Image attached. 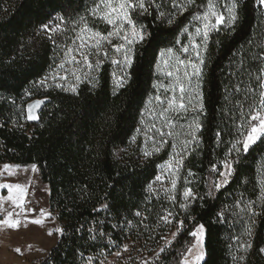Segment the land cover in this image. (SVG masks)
Listing matches in <instances>:
<instances>
[{"label": "trees", "instance_id": "16d2710c", "mask_svg": "<svg viewBox=\"0 0 264 264\" xmlns=\"http://www.w3.org/2000/svg\"><path fill=\"white\" fill-rule=\"evenodd\" d=\"M176 2L186 5L182 12L172 8L173 0H156L147 13H133L147 35L133 46L134 63L126 70L124 86H117L112 63L101 62L93 82L68 91L40 85L56 64L60 42L52 36L53 44L42 25L64 16L66 25L73 26L84 16L90 28L107 34L112 27L99 18L100 13L92 15L99 0H0V164L38 166L50 189L51 210L64 229L58 244L39 264H88V257L94 262L109 257L130 240L149 241L156 247L166 235L168 227L161 216L173 207L149 190L167 160L166 152L143 159L132 145L161 80L156 67L160 51L170 47L178 52L190 39L201 46L205 61L200 77L203 110L197 116L202 127L184 160L188 188L196 198L187 211L181 206L174 209L183 226L151 264H181L195 242L190 232L199 224L205 228V257L200 264H264V252L259 251L264 248V141L247 153L237 156L232 151L228 156L232 143L242 140L234 105L244 101L248 87L260 91L256 77L264 68L260 59L264 57V12L256 0ZM208 3L225 16V23L209 33L205 44L195 35L199 22L194 17L202 15ZM232 3L237 4L233 10L237 20L229 26ZM159 11L166 17L171 13L173 23L164 22ZM184 27L191 37L183 33ZM122 42L117 38L108 51ZM237 84L240 93L235 92ZM35 99L48 103L40 121L33 124L27 120L26 106ZM244 103L247 112L248 102ZM226 157L235 173L217 192L212 181ZM213 165L216 172L211 170ZM241 196L254 202L259 213L251 237L246 233L248 216L232 207ZM104 203L109 205L106 211ZM137 211L141 217L135 216ZM246 241L252 244L247 252L240 247Z\"/></svg>", "mask_w": 264, "mask_h": 264}, {"label": "snow or ice", "instance_id": "6c2138e0", "mask_svg": "<svg viewBox=\"0 0 264 264\" xmlns=\"http://www.w3.org/2000/svg\"><path fill=\"white\" fill-rule=\"evenodd\" d=\"M156 3V0H99V4H97L92 9V15L96 16L97 13H100L99 18L104 20L107 25L112 27V31L107 34L96 31L93 28H90L87 23H85V17L81 16L78 22H73V30L76 31L78 28V33L73 39L72 44L75 47L65 46V50L63 52L64 59L61 63H59L58 68L65 72V75L59 76L58 73L54 74L52 77H46L44 80L40 81L41 85H45L48 79L56 80L59 78L60 80H67L68 74H71L75 77L76 81L81 80V76L77 75L78 71H83L80 67L83 65L88 70H92L94 67V63L89 59L90 56L99 57L101 55L107 56L108 53L104 50V43L111 44V37H118L119 39L124 41L123 45H114V50L117 53H120L122 59H113L112 63L117 65H123L124 69H130L134 63V48L133 46L137 43H142L146 38V31L144 25L142 23H138L133 18V13L137 14H145L149 11V8ZM187 3L192 4L195 3V0H187ZM256 3L264 7V0H256ZM172 8L177 9L179 11H183L185 9V4H180L173 0ZM237 8L236 3H232L229 8V16L228 23L229 26L234 24L237 20V15L234 13V9ZM159 16L166 23H173L171 13L167 14L164 11H159ZM166 17V19H165ZM213 18L215 19V23H213ZM56 19L60 21V24L50 26L45 23L42 25V28L47 33H61L65 30L61 25L66 26V21L64 16H58ZM194 19L199 22L198 26L195 27V35L201 37L205 44L209 39V33L212 31L219 30V26L225 23V16L219 13L216 10V7L212 3H208L206 10L202 15H197ZM82 25V26H81ZM183 33H188L191 37V33L189 32L188 27L183 28ZM52 40L53 44H56V41L52 39V36L48 37ZM79 41V43H77ZM177 44L181 43L179 40L176 41ZM59 47V45H57ZM200 45L195 42V40L190 39L189 44L187 46H182L181 52L185 54V56H190L192 53H195V61L191 59H181L179 54H174L173 48H166L165 50L160 51L159 56L164 65V76L170 78V83L168 85H160L165 89V97L161 95H156L154 97L157 102L158 108H152L151 111L155 113L154 120L149 128V131L155 130V132L162 138L161 143H167V141L163 140V137H173L179 136L180 133L176 131L178 127L175 119L173 118L175 115H181L187 112L188 108L191 107L193 111H196L199 108L201 111L203 110V104L199 103V89L200 83L199 79L202 76L203 65L205 61L200 56ZM191 50V52H190ZM261 62L264 63V57H261ZM172 61L170 64L169 61ZM100 61L97 59L95 61L96 66H99ZM68 65V67H66ZM157 71H161L160 65H157ZM190 69V71H189ZM260 75L256 77L258 81V87L260 89L259 93H256L254 87H248L244 91L246 95L244 96V101H247V112L244 111L245 103L244 101L237 100L234 107L238 110V115L241 119V123L237 127V132L241 139H237L235 143H232L231 149L229 150L228 156H231L232 151H235L237 156L243 153H247L250 148L255 146L258 142L264 141V68L259 69ZM250 75V73H249ZM128 77V73L125 72L119 79H117L116 84L118 87L124 86ZM196 80L195 86L193 85V80ZM57 88L63 87L62 84L57 83L55 85ZM155 87V85H154ZM75 91V88H73ZM242 91L241 85H235V92L240 93ZM171 92V96L168 97L167 93ZM195 93V97L193 96ZM197 99V104H193L192 100ZM45 103L44 100H37L35 103L28 105L27 109V119L28 120H38L39 116L36 114V110L41 107ZM153 104V99L149 98L148 105L151 106ZM156 120H159L160 127H157ZM202 126L198 122H195L188 126L189 131L185 134L187 137L191 139H184L182 141L180 150L174 154L175 165L172 162H169L166 167L170 173H175L179 171V166L182 163L183 156L188 150V145L195 143L197 141V137L195 135V130L200 129ZM139 132L140 130L137 129ZM217 136L220 134L217 133ZM135 140V137H133ZM159 151V148L155 149ZM152 152L145 151L144 156H151ZM223 171L219 172V179H214L212 181L213 188L219 192L224 186H226L230 182L231 176L235 173V168L230 159L226 157L222 161ZM5 169H9L8 165H5ZM10 170V169H9ZM35 170V166L34 169ZM212 172H216L217 168L215 165L212 166ZM156 181H162V176H156ZM264 183V181H262ZM177 185V179L171 180V188L175 189ZM0 188H7L9 192L8 199L13 202L16 208L21 209V212L17 213L16 219H13V213H7V219L0 221V224H5L10 228H15L21 224V220L19 217L21 215H26L27 209L25 208V194L26 190L20 184H0ZM151 191V186L149 187ZM208 195H212V190L210 189ZM184 197L186 200L189 198L195 199V194L191 189H186L184 191ZM174 200L175 197H172ZM264 199V197H262ZM254 202L243 200V196L234 201L232 207L233 209H239L238 214H245L249 218V226L246 229V233L249 237L253 235L252 225L254 224V217L259 213L253 207ZM243 205V206H242ZM185 211H187L188 205L187 203L181 206ZM109 205L104 203L102 206V210H108ZM34 211V210H33ZM43 216V212H41ZM135 216L141 217L142 213L137 211ZM172 216L171 212H166L165 215L161 216V219L165 223H171L170 217ZM221 218L224 217V211L219 213ZM143 219H147V217H143ZM34 224L42 225V219H34L31 221ZM131 223L130 221L128 222ZM183 221H179L180 226H183ZM58 233L63 235L64 229L59 228L56 229ZM95 229L89 228V232H94ZM205 231L204 225L199 224L195 230L190 232L192 237L197 238V242L192 244L190 248L187 250L188 256H194L196 261H200L204 257V251L202 247H200V238L203 236ZM51 235V233H49ZM100 235H104V233H100ZM95 239V235L93 236ZM114 244L115 242L112 241ZM240 247L247 252L252 244L250 242H244L240 245ZM194 250L195 253H194ZM19 251V249H17ZM127 251V248H125ZM165 251L164 248L160 249V253ZM260 252H264V248L259 249ZM117 256L120 255L119 252L116 253ZM92 257H88V264H92ZM99 264H104V261H99ZM144 264H149L148 261H144ZM184 264H189L187 258L185 257Z\"/></svg>", "mask_w": 264, "mask_h": 264}, {"label": "rangeland", "instance_id": "374dc122", "mask_svg": "<svg viewBox=\"0 0 264 264\" xmlns=\"http://www.w3.org/2000/svg\"><path fill=\"white\" fill-rule=\"evenodd\" d=\"M261 7V6H260ZM264 12V7H261ZM60 24L59 21L51 24L50 26H55ZM82 26V25H81ZM65 30L61 33H48L53 37H56L59 42L58 52H57V61L54 68L49 72L46 77H52L54 74L59 76L65 75L63 70L58 68L59 63L64 59L63 52L65 50V46L75 47L72 44L73 39H75L78 28L76 31L73 30V26L70 25H61ZM112 31V30H111ZM118 37H111V41L113 43ZM79 43V41H77ZM108 43H104L103 48L107 51L108 55L105 57L103 55L99 57L90 56L89 59L93 61L94 67L92 70H88L86 67L81 65L80 67L83 71H78L77 75L81 76V80L78 82L75 80V77L71 74H68L67 80H60L57 78L56 80L48 79L45 85H41L42 87H56L57 83L63 85L62 89L73 91L78 86L83 83H90L96 79V75L98 72V68L100 66H96L95 61L98 59L101 62L112 63L113 59H122L120 53L115 52L114 47L113 50L108 51L110 45ZM124 41L120 44L123 45ZM198 44V43H197ZM200 56L201 55V50ZM191 52V50H190ZM174 54H179L181 59H191L195 61V53H192L190 56H185L181 51L174 52ZM171 64L172 61L170 60ZM114 69V79L117 81L122 75L125 74L127 69H124L123 65L113 64ZM68 67V65H66ZM160 74L161 80L156 84L155 94L152 96L153 104L149 106L147 104L146 109L142 115V120L139 126V132L137 131L135 140L133 142V149L137 152L143 159L154 155H160L166 152L167 160L160 167V171L158 176H162V181H154L151 187V191L153 195L163 201H166L168 204L172 205L171 212L172 216L170 217L171 223H165V226L168 227V231L166 235L161 239L158 246L153 247L152 243L149 241L137 242L134 240L128 241L124 248L120 251L119 256L114 253L113 255L105 258H101L100 260L92 262V264H99V261H104V264H144V261H148L149 264L154 262L156 259L160 257L162 253H160V249L164 248L165 250L174 242L176 236L178 235L181 226L179 224L178 215L176 210L177 207H180L187 203V205L191 202L192 198L188 200L184 197V191L188 188L189 176L184 173V160L189 151L195 145V143L188 145V150L183 156V160L181 165L179 166V171L175 173H170L167 169L166 165L169 162H172L175 165L174 154L180 150L182 141L184 139H191L187 137L185 134L189 131L188 126L193 124L194 121L197 122V116L200 112V109L197 108L196 111H193L191 107L188 108L187 112L181 115H175L173 118L175 119L177 125L181 126L176 129L177 132L180 133L179 136L173 137H163V140L167 141V143H161V137L155 132V130L149 131L151 124L154 120L155 113L151 111L152 108H158L157 102L154 97L156 95H161L165 97V89L160 87V85H168L170 83V78L164 76V65L162 60L160 62ZM190 71V69H189ZM45 77V78H46ZM44 78V79H45ZM43 79V80H44ZM196 80H193V85L195 86ZM200 83V79H199ZM200 93V89H199ZM167 96H171V92L167 93ZM195 97V93H193ZM200 103V96L198 98ZM193 104H197V99L192 100ZM157 127H160L159 120L155 121ZM198 130H195V135L197 137ZM159 148V151L155 149ZM150 151L152 152L151 156L145 157L144 152ZM5 165L9 166V169H5ZM35 166V170L34 169ZM220 171H223V167H221ZM219 175L217 179H219ZM177 179V185L175 189L171 188V180ZM0 184H20L25 190V208L28 210L26 215H21L19 219L21 220V224L15 228H10L5 224H0V264H26L24 260L20 258L14 257L13 252H9V250L19 249L20 254H27L32 258H36L37 263H40L51 250L58 244L61 234L56 231V229L61 228V225L57 219L56 214H54L51 210L50 206V189L47 184H45L40 175V171L37 165L31 164L28 166H20L16 164H0ZM9 192L7 188H0V221L7 219V213H13V219H16V214L21 212V209L16 208L11 200L8 199ZM172 197H175L173 200ZM181 209H183L181 207ZM34 210V211H33ZM183 211H185L183 209ZM43 212V216L41 215ZM34 219H42L43 224L37 225L32 223L31 221ZM51 233V235L49 234ZM197 242V238L195 237V242ZM204 245H205V231L203 236L200 238V247H202L204 253ZM127 248V251H125ZM196 250H194L195 253ZM10 254V255H9ZM189 264H200L203 262L204 257L200 261H196L194 256H185ZM183 259L181 264H184ZM34 262V263H35Z\"/></svg>", "mask_w": 264, "mask_h": 264}, {"label": "crops", "instance_id": "0c3cea01", "mask_svg": "<svg viewBox=\"0 0 264 264\" xmlns=\"http://www.w3.org/2000/svg\"><path fill=\"white\" fill-rule=\"evenodd\" d=\"M9 252H13L14 257H17V258H20L21 260H24L26 262V264H39V263L35 262L36 258H32V257L28 256L27 254L22 255V254H20L19 251H16V250H9Z\"/></svg>", "mask_w": 264, "mask_h": 264}, {"label": "water", "instance_id": "95a60500", "mask_svg": "<svg viewBox=\"0 0 264 264\" xmlns=\"http://www.w3.org/2000/svg\"><path fill=\"white\" fill-rule=\"evenodd\" d=\"M37 100H41V99H35V100H33V101H31V102H29V103L27 104V106H26V115H27L28 105L35 103ZM42 100H44L45 103H44L43 105H41V107H40L39 109L36 110V114L39 116V119H38V120H28V119H27L29 123H33V124H34V123H38V122L40 121V116H41V114H42V112H43L45 106H46L47 103H48V100H46V99H42Z\"/></svg>", "mask_w": 264, "mask_h": 264}]
</instances>
